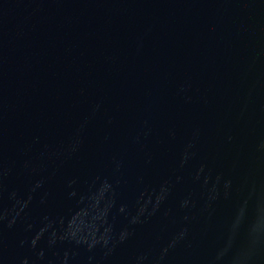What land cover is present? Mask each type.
I'll return each mask as SVG.
<instances>
[{
    "label": "water",
    "instance_id": "obj_1",
    "mask_svg": "<svg viewBox=\"0 0 264 264\" xmlns=\"http://www.w3.org/2000/svg\"><path fill=\"white\" fill-rule=\"evenodd\" d=\"M0 264H264V0H0Z\"/></svg>",
    "mask_w": 264,
    "mask_h": 264
}]
</instances>
